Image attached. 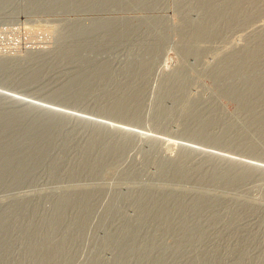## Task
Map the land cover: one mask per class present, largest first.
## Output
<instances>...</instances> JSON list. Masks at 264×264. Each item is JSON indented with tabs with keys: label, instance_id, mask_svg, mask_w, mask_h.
Returning a JSON list of instances; mask_svg holds the SVG:
<instances>
[{
	"label": "rangeland",
	"instance_id": "1",
	"mask_svg": "<svg viewBox=\"0 0 264 264\" xmlns=\"http://www.w3.org/2000/svg\"><path fill=\"white\" fill-rule=\"evenodd\" d=\"M0 60V264H264V0H0Z\"/></svg>",
	"mask_w": 264,
	"mask_h": 264
},
{
	"label": "bare ground",
	"instance_id": "2",
	"mask_svg": "<svg viewBox=\"0 0 264 264\" xmlns=\"http://www.w3.org/2000/svg\"><path fill=\"white\" fill-rule=\"evenodd\" d=\"M7 1V0H6ZM232 1V0H231ZM5 2V1H4ZM234 2V1H233ZM246 2V1H245ZM247 3V2H246ZM238 4V3H237ZM234 7V6H233ZM232 7V8H233ZM230 9V8H229ZM234 9V8H233ZM110 20V19H109ZM102 28V27H101ZM64 50V49H63ZM257 50V49H256ZM81 51V50H80ZM65 54V53H64ZM11 57V56H10ZM14 58V57H13ZM9 60V59H8ZM6 61H7V59H6ZM6 61H3V60H0V68L3 66V65H5L6 64ZM7 63H8V61H7ZM7 65V64H6ZM1 70V69H0ZM92 76V75H91ZM259 80V79H258ZM254 90V89H253ZM246 92V91H245ZM249 93V92H248ZM244 96V95H243ZM242 100H244L243 98H242ZM117 107V106H116ZM115 109H117V108H115ZM119 109V108H118ZM246 109V108H245ZM45 111L44 112H46L47 111V113H48V116H49V118L50 119H53V120H57L58 119V117H60V119H62V118H65V117H63V116H69V115H64V114H62V113H59V112H56L55 110H47V109H44ZM117 113V112H116ZM109 130H114L113 128H108ZM110 132V131H109ZM186 149H189V148H186ZM249 171H254L255 169H254V167H252V166H250V167H248L247 168ZM246 169V170H247Z\"/></svg>",
	"mask_w": 264,
	"mask_h": 264
}]
</instances>
